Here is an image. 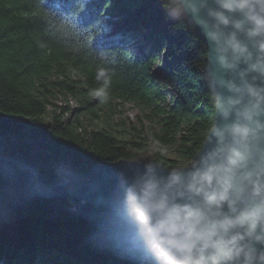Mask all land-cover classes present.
Listing matches in <instances>:
<instances>
[{
  "label": "trees",
  "instance_id": "16d2710c",
  "mask_svg": "<svg viewBox=\"0 0 264 264\" xmlns=\"http://www.w3.org/2000/svg\"><path fill=\"white\" fill-rule=\"evenodd\" d=\"M171 4L0 0V155L36 163L46 185L65 181L61 166L154 159L167 168L191 156L212 116L208 52L169 16ZM126 102L150 123L117 127ZM113 239L68 199L38 196L28 171L0 163V264H136Z\"/></svg>",
  "mask_w": 264,
  "mask_h": 264
},
{
  "label": "clouds",
  "instance_id": "9594fccd",
  "mask_svg": "<svg viewBox=\"0 0 264 264\" xmlns=\"http://www.w3.org/2000/svg\"><path fill=\"white\" fill-rule=\"evenodd\" d=\"M167 11L207 47L212 116L180 163L118 174L113 243L136 264H264V0H172ZM108 89L104 78L102 102Z\"/></svg>",
  "mask_w": 264,
  "mask_h": 264
},
{
  "label": "water",
  "instance_id": "95a60500",
  "mask_svg": "<svg viewBox=\"0 0 264 264\" xmlns=\"http://www.w3.org/2000/svg\"><path fill=\"white\" fill-rule=\"evenodd\" d=\"M140 160L119 159L111 164H97L85 172H73L72 179L46 185L43 172L36 163L0 155V163L29 168L33 190L40 197L68 199L89 222L105 230L113 238L120 226L111 215L110 202L119 179V173L138 166ZM166 168V167H165Z\"/></svg>",
  "mask_w": 264,
  "mask_h": 264
},
{
  "label": "rangeland",
  "instance_id": "374dc122",
  "mask_svg": "<svg viewBox=\"0 0 264 264\" xmlns=\"http://www.w3.org/2000/svg\"><path fill=\"white\" fill-rule=\"evenodd\" d=\"M165 92L167 93V99H168V101H171L173 99V97H176V95H177L175 89L172 86H168L165 89ZM57 102L58 103H62L64 101H63L62 98H57ZM121 111H122L121 116H118L117 115L116 118H115L118 123L121 122V121H123V122H125L124 124H126V125H128V124L135 125L139 121V118H138L139 116H141V118H143V121L145 123H147V124L150 123V121L147 118H145L144 116H142V111L138 107H136L133 103H131V102L124 103L121 106ZM120 124L121 123L117 124L115 122V125L117 127L118 126H121L119 128H122L123 126L120 125ZM61 167H62L61 172H62V175H63V177L65 179V181H63V182H66V181L72 179L74 173L71 170H69L68 167H65V166H61Z\"/></svg>",
  "mask_w": 264,
  "mask_h": 264
},
{
  "label": "bare ground",
  "instance_id": "6f19581e",
  "mask_svg": "<svg viewBox=\"0 0 264 264\" xmlns=\"http://www.w3.org/2000/svg\"><path fill=\"white\" fill-rule=\"evenodd\" d=\"M24 169H25L26 171H28L30 174L32 173V178L34 177V176H33V172H31L32 170H30V169L27 168V167H24Z\"/></svg>",
  "mask_w": 264,
  "mask_h": 264
}]
</instances>
